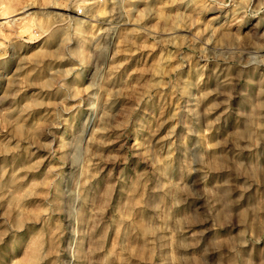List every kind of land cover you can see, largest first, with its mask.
Instances as JSON below:
<instances>
[{
  "label": "rangeland",
  "instance_id": "rangeland-1",
  "mask_svg": "<svg viewBox=\"0 0 264 264\" xmlns=\"http://www.w3.org/2000/svg\"><path fill=\"white\" fill-rule=\"evenodd\" d=\"M0 264H264V0H0Z\"/></svg>",
  "mask_w": 264,
  "mask_h": 264
},
{
  "label": "built area",
  "instance_id": "built-area-1",
  "mask_svg": "<svg viewBox=\"0 0 264 264\" xmlns=\"http://www.w3.org/2000/svg\"><path fill=\"white\" fill-rule=\"evenodd\" d=\"M207 1H213V2H216V3L221 4V5H223L226 2H228V0H207Z\"/></svg>",
  "mask_w": 264,
  "mask_h": 264
},
{
  "label": "bare ground",
  "instance_id": "bare-ground-1",
  "mask_svg": "<svg viewBox=\"0 0 264 264\" xmlns=\"http://www.w3.org/2000/svg\"><path fill=\"white\" fill-rule=\"evenodd\" d=\"M194 2V0H192Z\"/></svg>",
  "mask_w": 264,
  "mask_h": 264
}]
</instances>
